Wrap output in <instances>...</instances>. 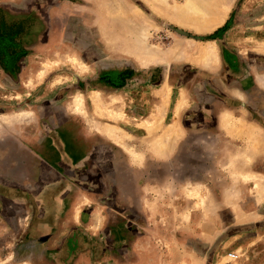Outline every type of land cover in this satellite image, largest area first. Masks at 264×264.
Returning <instances> with one entry per match:
<instances>
[{
  "label": "rangeland",
  "instance_id": "1",
  "mask_svg": "<svg viewBox=\"0 0 264 264\" xmlns=\"http://www.w3.org/2000/svg\"><path fill=\"white\" fill-rule=\"evenodd\" d=\"M0 264H264V0H0Z\"/></svg>",
  "mask_w": 264,
  "mask_h": 264
},
{
  "label": "bare ground",
  "instance_id": "2",
  "mask_svg": "<svg viewBox=\"0 0 264 264\" xmlns=\"http://www.w3.org/2000/svg\"><path fill=\"white\" fill-rule=\"evenodd\" d=\"M203 2H204V1H203ZM196 4H197V3H196ZM190 5H191V4H190ZM208 5H209V4H208ZM210 5H211V4H210ZM185 7H186V6H185ZM192 7H193V5H192ZM194 7H195V6H194ZM200 7H201V6H200ZM186 10H187V9H186ZM186 10H185V11H186ZM217 18H218V17H217ZM215 19H216V18H215ZM220 20H221V19H220ZM212 21H213V20H212ZM216 21H219V19H218V20L216 19ZM214 22H215V21H214ZM214 22H213V23H214ZM202 54H203V53H202ZM149 56H150V55H149ZM144 57H145V56H144ZM145 63H149V61H148V62L146 61ZM21 115H22L23 117H27V116H28L27 114H26V115H25V114H21ZM224 119H225V118H224ZM169 142H170V141H169Z\"/></svg>",
  "mask_w": 264,
  "mask_h": 264
}]
</instances>
